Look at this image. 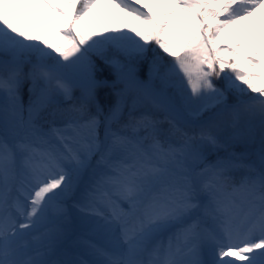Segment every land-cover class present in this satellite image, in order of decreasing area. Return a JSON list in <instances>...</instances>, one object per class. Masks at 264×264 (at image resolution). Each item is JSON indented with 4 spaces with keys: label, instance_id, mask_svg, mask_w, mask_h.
Instances as JSON below:
<instances>
[{
    "label": "snow or ice",
    "instance_id": "obj_1",
    "mask_svg": "<svg viewBox=\"0 0 264 264\" xmlns=\"http://www.w3.org/2000/svg\"><path fill=\"white\" fill-rule=\"evenodd\" d=\"M0 264H264V0H0Z\"/></svg>",
    "mask_w": 264,
    "mask_h": 264
},
{
    "label": "rangeland",
    "instance_id": "obj_2",
    "mask_svg": "<svg viewBox=\"0 0 264 264\" xmlns=\"http://www.w3.org/2000/svg\"><path fill=\"white\" fill-rule=\"evenodd\" d=\"M27 10L36 14V20H40V21H45L46 22L48 20L53 19V17H51V15L46 12V10L38 9V8H35L34 6L28 8ZM153 10L154 11H158L159 10V6H154ZM97 12L100 13V16H99V18H90L92 24L99 25L100 23H105V22H109L110 21L111 18L106 16V15H104L102 9H97ZM33 22H35V21H33ZM172 22L175 23L176 22L175 19ZM237 27H239V26H237ZM83 30L87 31V30H90V29H83ZM229 31L232 32V31H235V29H230ZM246 38L247 37L243 33H239V34L231 37V39L233 41H235V42H239L240 40H243V39H246ZM224 39H229L227 34L225 35V37L222 38L221 43H223ZM256 47H259V45L258 44H254V45L250 46V48L247 49V50L251 51L253 48H256ZM250 71H252L254 74L258 72V70H256V69H251ZM236 151H238V152L244 151L243 146H237L236 147Z\"/></svg>",
    "mask_w": 264,
    "mask_h": 264
},
{
    "label": "trees",
    "instance_id": "obj_3",
    "mask_svg": "<svg viewBox=\"0 0 264 264\" xmlns=\"http://www.w3.org/2000/svg\"><path fill=\"white\" fill-rule=\"evenodd\" d=\"M256 83L258 84V86H259V84L261 83L260 81H256Z\"/></svg>",
    "mask_w": 264,
    "mask_h": 264
}]
</instances>
